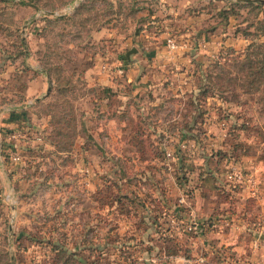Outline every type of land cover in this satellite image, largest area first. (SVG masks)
I'll return each mask as SVG.
<instances>
[{
    "label": "rangeland",
    "instance_id": "374dc122",
    "mask_svg": "<svg viewBox=\"0 0 264 264\" xmlns=\"http://www.w3.org/2000/svg\"><path fill=\"white\" fill-rule=\"evenodd\" d=\"M263 20L251 0H0V113L21 116L0 129V264L264 261V82L233 66Z\"/></svg>",
    "mask_w": 264,
    "mask_h": 264
},
{
    "label": "trees",
    "instance_id": "16d2710c",
    "mask_svg": "<svg viewBox=\"0 0 264 264\" xmlns=\"http://www.w3.org/2000/svg\"><path fill=\"white\" fill-rule=\"evenodd\" d=\"M226 10H223L222 11V14H225ZM156 22H151L149 23L150 26L152 25H155ZM261 29L262 31L264 32V20L261 22ZM264 44H262L261 46H259V51H260V55L259 58L257 59H253V58H249V56L247 57H244L242 60L240 61H236L233 63V66L236 67L237 71L238 70H241V74L239 76L240 80H241V86L244 88V90L246 91H252L255 89V85H261L263 82H264ZM132 81H127V85H130ZM100 88H101V92H104V91H112L111 89V86H105V85H101L99 84ZM131 88V87H130ZM53 92V88H51L50 92L51 93ZM100 100V99H99ZM98 100V101H99ZM124 111H122L123 113ZM127 114V118H130V115L128 111H126ZM117 113H120V110H117ZM122 113L120 115H115L117 116L116 117V120H118L117 122V125H119V119L121 120V118L123 117ZM139 116V117H138ZM138 116H135L133 117L132 119L135 120L134 123H132V125H134L132 127V130H134V133L136 135H138L137 133V130H140V131H143L145 129L148 130V128H150V126H156L157 125H153V124H150V123H146L144 121V117H141V115L139 114ZM119 118V119H118ZM167 128L165 129L166 130H172V128L166 126ZM174 129V128H173ZM182 136L181 138H184L185 135L183 133H181ZM137 136L133 135V138H136ZM141 140V138H139V141ZM135 145H139L138 142H135ZM139 147V146H138ZM159 157V155H158ZM155 157H152V159H147L149 160V162H151L152 160H154ZM162 159V157H161ZM143 161L146 160V159H142ZM195 191H198V190H195ZM247 209V208H245ZM248 210V209H247ZM227 214H233V212H226ZM216 221L213 220V218H209L205 223H198V222H193L192 224L196 223V225L199 227V231H203L206 227L210 229V227H214ZM55 248V247H54ZM62 251V250H60ZM7 263L8 264H12L11 260H10V257L7 258Z\"/></svg>",
    "mask_w": 264,
    "mask_h": 264
},
{
    "label": "crops",
    "instance_id": "0c3cea01",
    "mask_svg": "<svg viewBox=\"0 0 264 264\" xmlns=\"http://www.w3.org/2000/svg\"><path fill=\"white\" fill-rule=\"evenodd\" d=\"M173 10V9H172ZM171 10V11H172ZM158 40H159V42H162V41H164L165 40V38H164V36L162 35L161 37H159L158 38ZM155 41H157L156 39H155ZM159 42H154V43H148L149 45H152V46H150V49L152 48L153 49V45H155V47L154 48H159V49H161L162 47H163V45H162V47L160 46V45H158V43ZM148 45V46H149ZM147 45H146V48L148 49L149 47H148ZM159 49H158V51H159ZM151 53H154V52H151ZM150 53V54H151ZM112 64H115L116 65V63H112ZM130 70H132V68H130L129 69V71ZM128 71V70H127ZM111 76H110V74H109V72L108 71H104L103 73H101L99 76H97V81H98V83L99 84H101V85H105V86H112L113 85V82L111 81ZM114 78V77H113ZM39 85V86H38ZM37 86H38V89H37V91L40 89V88H42L43 87V90H44V88H45V86H44V84H43V82H42V80L40 79V77H37L34 81H31V83L28 85V86H26V90L25 91H28V90H32L33 88H37ZM30 93V92H29ZM30 96V95H29ZM20 115V113L18 114H12V115H10V114H8V113H0V129H7V128H11V127H16L17 126V122L20 120V118H21V116H19ZM243 191V193H244V191L245 190H242ZM195 209H196V206H195ZM227 226H230V223L229 224H227ZM214 227H215V225H214ZM259 237H262L260 234H259ZM254 255V254H253ZM252 257V256H251ZM263 257V256H262ZM253 259H256V260H258L257 258H253ZM258 262V261H257ZM257 264H264V261L261 259V261H259Z\"/></svg>",
    "mask_w": 264,
    "mask_h": 264
},
{
    "label": "built area",
    "instance_id": "2783aa9c",
    "mask_svg": "<svg viewBox=\"0 0 264 264\" xmlns=\"http://www.w3.org/2000/svg\"><path fill=\"white\" fill-rule=\"evenodd\" d=\"M166 45H167V48L170 50L177 48V46L174 45V43L171 40H168ZM107 65L108 64H104L103 66L107 67ZM167 155H169V154L167 153ZM227 178L229 180L232 179L233 181L242 182V175L237 173V172L229 173L227 175ZM188 230L196 231V230H199V227L196 225V223H194V224L188 226Z\"/></svg>",
    "mask_w": 264,
    "mask_h": 264
},
{
    "label": "water",
    "instance_id": "95a60500",
    "mask_svg": "<svg viewBox=\"0 0 264 264\" xmlns=\"http://www.w3.org/2000/svg\"><path fill=\"white\" fill-rule=\"evenodd\" d=\"M251 1H259V2H264L263 0H251ZM135 50L131 49L129 50V52L127 53V56H129L130 54L134 53ZM50 87L48 88V91H49Z\"/></svg>",
    "mask_w": 264,
    "mask_h": 264
}]
</instances>
